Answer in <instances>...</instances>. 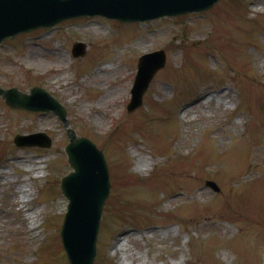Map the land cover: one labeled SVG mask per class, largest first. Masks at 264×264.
I'll list each match as a JSON object with an SVG mask.
<instances>
[{"label":"rangeland","instance_id":"374dc122","mask_svg":"<svg viewBox=\"0 0 264 264\" xmlns=\"http://www.w3.org/2000/svg\"><path fill=\"white\" fill-rule=\"evenodd\" d=\"M77 43L85 55L73 58ZM159 51L165 65L128 114L138 60ZM102 70L99 89L91 82ZM120 86L125 97L96 108L100 91ZM0 88L43 89L103 153L111 188L94 264H264V0H221L200 15L141 25L73 20L22 35L0 47ZM38 133L51 139L49 150L13 144ZM67 144L53 114L10 111L0 99V264H68L59 237ZM17 189L29 191L25 204ZM122 234L130 236L115 251Z\"/></svg>","mask_w":264,"mask_h":264},{"label":"water","instance_id":"95a60500","mask_svg":"<svg viewBox=\"0 0 264 264\" xmlns=\"http://www.w3.org/2000/svg\"><path fill=\"white\" fill-rule=\"evenodd\" d=\"M220 0H0V45L9 38L42 28H54L67 20L101 17L121 24L147 23L199 14ZM83 45L73 47V56L82 57ZM165 65L163 52L140 58L128 113L142 106V98L154 75ZM0 98L11 110L53 113L66 129L65 149L72 170L61 180L62 195L68 200L61 241L69 264H93L99 223L110 192L109 173L103 155L88 140L69 129L63 107L41 89L24 94L16 89L2 91ZM19 148L47 149L51 141L42 134L16 137ZM207 186L218 192L212 183Z\"/></svg>","mask_w":264,"mask_h":264},{"label":"bare ground","instance_id":"6f19581e","mask_svg":"<svg viewBox=\"0 0 264 264\" xmlns=\"http://www.w3.org/2000/svg\"><path fill=\"white\" fill-rule=\"evenodd\" d=\"M28 49H31V48H28ZM38 57H39L38 53L34 52L33 54L31 53V57L29 58L30 60L35 61V63L33 64V66H35V67L39 65V62L37 61ZM55 57H56V61L58 64L61 60H63L61 55L57 52H56ZM53 71H55V70H53ZM112 71H115V70H112ZM107 80H108V77H107L106 73H104L103 70L98 71V72H96V75H94L93 80L91 82V85L101 89V87H105ZM125 95H126V92L124 90V87L122 88L121 86L113 88V89L107 88L105 91H100L96 108L100 109V108L106 107L108 104H114L116 102H119L123 98V96L125 97ZM207 98H210V96L205 97L204 100H206ZM89 107L90 106L85 105L81 108V111L87 110V108H89ZM145 165L142 164L140 166H144V168L146 169L149 166V163H145ZM17 193H18L17 202H19L20 204H25L29 200V198L31 197L29 191H26V190L17 189ZM36 215H37V212H32L26 216V219L30 220V222H31L30 223V230H32V231L37 229V227L35 226ZM151 234H153V232ZM163 234H170V231L164 232ZM129 236L130 235L122 234L119 237V239L116 243V246H115V251H117L119 248V245H120L121 240H122L121 238L127 239Z\"/></svg>","mask_w":264,"mask_h":264}]
</instances>
